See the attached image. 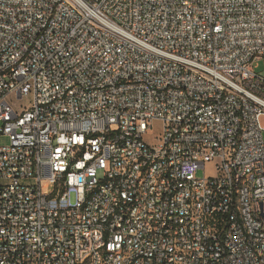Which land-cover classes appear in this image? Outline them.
<instances>
[{
	"label": "built area",
	"instance_id": "built-area-1",
	"mask_svg": "<svg viewBox=\"0 0 264 264\" xmlns=\"http://www.w3.org/2000/svg\"><path fill=\"white\" fill-rule=\"evenodd\" d=\"M260 61L264 0H0V264H264Z\"/></svg>",
	"mask_w": 264,
	"mask_h": 264
},
{
	"label": "rangeland",
	"instance_id": "rangeland-1",
	"mask_svg": "<svg viewBox=\"0 0 264 264\" xmlns=\"http://www.w3.org/2000/svg\"><path fill=\"white\" fill-rule=\"evenodd\" d=\"M255 73L257 75H259L260 77L264 78V61H260L258 63V65L256 66V69H255ZM263 126H264V122H263ZM154 134L156 136H159L161 134L160 124H156L155 125ZM9 143H10V139L9 138H0V146L9 145ZM203 176H204V172L200 171L199 172V177H203ZM52 190H53V187L44 189L46 194L51 193Z\"/></svg>",
	"mask_w": 264,
	"mask_h": 264
}]
</instances>
